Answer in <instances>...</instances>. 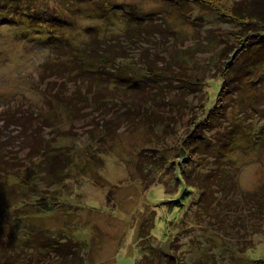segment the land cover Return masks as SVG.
<instances>
[{
	"label": "rangeland",
	"instance_id": "1",
	"mask_svg": "<svg viewBox=\"0 0 264 264\" xmlns=\"http://www.w3.org/2000/svg\"><path fill=\"white\" fill-rule=\"evenodd\" d=\"M211 1L0 0V258L48 252L27 241L37 230L77 264H136L150 241L154 264H264V66L238 59L226 113L188 161L179 154L232 78L219 56L242 27L220 9L239 0ZM114 40L116 64L84 52ZM188 48L198 81L176 79ZM81 60L97 75L79 73ZM147 66L167 68L157 91L145 85V99L177 101L162 109L167 129L116 122L132 100L118 86L148 79ZM183 170L211 177L205 208Z\"/></svg>",
	"mask_w": 264,
	"mask_h": 264
},
{
	"label": "trees",
	"instance_id": "2",
	"mask_svg": "<svg viewBox=\"0 0 264 264\" xmlns=\"http://www.w3.org/2000/svg\"><path fill=\"white\" fill-rule=\"evenodd\" d=\"M202 1L203 2L205 1V3H208L210 5H213L212 3H214L211 0H202ZM220 11H221L220 13L224 17L239 22V24L242 27L240 30L241 32L237 34V37H238L237 45H233L231 46V48L229 47L230 50L229 48L223 49L222 53L221 54L219 53L220 54L219 57H222L221 60L220 58L219 59L215 58L216 63L220 60L221 63L225 65L226 72H228L229 75H232V78L230 77V80L227 77L224 79V83H223L222 88L220 89L219 95L217 96L215 102L211 103L210 106L208 107L209 109L208 113L202 118H199V119L196 118L192 120L193 127L190 130L189 135H188V137L189 136L190 137L184 140L182 150L179 152L181 161L183 160L184 162L188 161L189 159L188 157H190L189 151L192 152L194 148H201L199 144L195 145L194 142L200 139L198 142L201 143V138L203 137V132L205 128L210 127L208 124L206 125L205 123H213L214 119L219 118L223 115V113H226L227 107H228L227 93L231 92L233 88L237 90L238 88L236 87L240 86L238 82L239 78L238 76H236L237 72L238 73L240 72L239 71L240 68L237 67L238 59L243 56L249 57V61L253 60V62L257 64L256 67L262 68L264 66V0H239V1L234 2L231 5V7L225 8L224 10L220 9ZM114 41H115L114 43H111V44H108L102 47L101 50H99V48H96L94 46H89L87 50L84 49V52H86L85 54L88 53V55L89 53L95 54V56L97 55L96 58L100 60L101 62H103L104 64L115 62V60L119 58V57H115V54L121 53L120 51L122 50V46L120 43L117 42L118 40L117 41L114 40ZM124 51H126V48L124 49ZM186 51L188 52H186L187 55H185V57L182 56L181 58V56H179L178 58L177 55H175V57H176V61H180V63H182L183 61L186 63V65H183L182 67L185 68V70H187L186 72L188 74L185 75L184 77L180 75L176 79H178L179 81L180 80L190 81V80H193V78L195 77L196 81H198L199 74L193 71L192 69H187L188 65H191L193 63L194 65L196 64V59L193 57L194 49L191 50L190 48H188V50ZM226 51H228L227 57L224 56L226 54ZM249 51H251L250 53H252L251 56H248ZM123 54H126V53L124 52ZM190 56H192L194 60L193 58H190ZM211 61H214V60L211 59ZM77 64L80 67L79 73L81 74L82 72H84V75H85V71H86V75H88V73L97 75L98 73L94 71L88 72L89 70H85L84 66L87 68V63L85 60L78 61ZM146 64L148 65L151 63L146 62ZM200 65L196 66L195 69H197V67H200ZM121 66L122 64L120 63V64H117V66L114 65L113 68H109L108 70L104 69L100 73L102 74L103 77L107 73H112L111 75H113L115 73V70L118 67L120 68ZM157 67H159L158 70H154L151 67L149 68V66H147L148 72L147 71L146 72L149 73L148 79H145L142 82L140 81L141 83H138L137 85L136 84L133 85L134 83H130V85H127L124 87L118 86L119 89L123 90L124 91L123 93L126 94V96H129V98L132 100L131 101L129 100L123 101L124 99L121 100L124 102V105H122V108L117 112L118 114L116 113L117 114L116 122H119L120 124V121L126 119L127 121L132 122V123L144 121L145 124L153 126V127L158 126L160 128V127L166 126L164 129H167L169 127L170 124H169V120L167 117L170 116V114L165 116L162 109L164 107H168L169 109L172 106V104H176L177 101L173 102L172 98L171 99L168 98V99H163V101L164 100L166 101L165 103L164 102L161 103L162 102L161 98H159L157 94L154 95L153 93L151 94L152 99L149 96L150 101L145 99L146 98L145 92L147 90V88H145V85L148 82V80L152 79V81H150V87H148L150 88L149 91L151 93L152 91L158 90L156 88L160 84H162L161 81L162 79L165 78L163 76H166L167 68L161 67V66H157ZM194 73H196V76L198 77L194 76L195 75ZM262 74H264V71H262ZM129 78L132 79L133 77H129ZM159 78H162V79H159ZM122 80L124 81L125 79H122ZM163 81L165 84V80ZM187 86H189V84H187ZM105 88L106 87H104V89ZM89 93H87L84 96V99L86 102H88V99L90 96ZM77 99L78 97H76L75 95L72 96L71 98H69L67 105L68 106L70 105L72 107L73 105H77L78 104ZM103 106H105L106 108L105 101L103 102ZM160 107L162 108L159 111ZM164 122H167V123L164 124ZM204 146L208 147L209 145L205 144ZM223 147H224L223 145H220L219 149H223ZM214 149L216 151L218 150L217 147L215 146H214ZM181 174L183 175L185 180H187L190 187L193 186V187H197L201 189L199 200L194 202V205H196V203L198 202V204H202L200 208H205L209 202L210 194L212 193V184L208 181V179L211 177H208V174L206 175L203 173H199L198 177L196 176L197 181L190 182L189 179H191L192 177V170L188 171L187 173H185L183 170ZM47 209H50V208H47ZM34 231L35 232L32 233V235L31 234L29 235L30 237L28 238L27 241L32 242V244L38 242L39 247L48 249L47 250L48 252L42 251V253H40L39 256L37 257L33 255L16 256V255L11 254V255L5 256L4 258H0V264H77L78 258L74 257L73 259H70V256L72 253H71V250L67 248L68 244H60L58 241L57 243H54L49 240L43 239L40 237V235H38L37 230H34ZM144 236L145 235H143V233L140 232L139 238L141 239V241L144 239ZM148 243L149 245L143 246V250H142L143 255L139 260H137L136 264H154V259H153L154 256L152 255L154 246L151 243V241Z\"/></svg>",
	"mask_w": 264,
	"mask_h": 264
}]
</instances>
